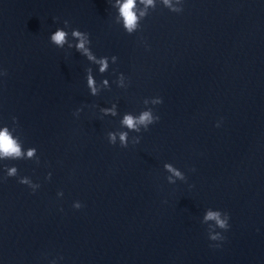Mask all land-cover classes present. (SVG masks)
<instances>
[{
	"label": "water",
	"instance_id": "1",
	"mask_svg": "<svg viewBox=\"0 0 264 264\" xmlns=\"http://www.w3.org/2000/svg\"><path fill=\"white\" fill-rule=\"evenodd\" d=\"M123 3L0 0V264H264V0Z\"/></svg>",
	"mask_w": 264,
	"mask_h": 264
},
{
	"label": "clouds",
	"instance_id": "2",
	"mask_svg": "<svg viewBox=\"0 0 264 264\" xmlns=\"http://www.w3.org/2000/svg\"><path fill=\"white\" fill-rule=\"evenodd\" d=\"M146 3L151 5L153 3V0H146ZM165 3H168V0H165ZM135 7V0H124V3L120 5V14L124 19V26L128 30V32L133 31V29L136 27L137 17L133 11V8ZM65 24H68V21H64ZM67 32L63 29L58 28L52 35H51V41L55 43L57 46L62 47L66 43L67 38ZM72 35L76 37L79 40V43L76 45V47L79 50H83L85 55H88L89 59H92L91 55L88 53V50L85 48L86 43V37L84 34L80 31H73ZM106 65H102L101 71H103V68ZM6 74V73H4ZM89 86H92L93 81L91 77L88 79ZM93 93H95V88H92ZM156 103H162V100L159 99L158 101H155ZM159 120V116L155 118V122ZM153 123V117L150 112L146 111L143 112L138 118H133L131 115H127L124 117L123 124L126 125L129 129H136L137 124H143L147 130V125ZM126 133H122L120 136L122 146L124 145V142L126 140ZM111 140L113 143L115 142V136L111 135ZM34 150H29L28 156L33 155ZM0 153H2L4 156H13V157H19L21 156V150L20 147L17 145L16 141L10 136L7 129L0 131ZM166 167L169 168V171H172L174 175L179 176L180 173L176 171L175 169L171 168V166L166 165ZM9 175H15V169H11L9 171ZM21 183H27L26 180L20 181ZM81 207V204H77L76 208L79 209ZM206 219H215L217 224L221 228H226L227 224L225 220H221L219 213L216 212H208ZM217 237H212V239H216Z\"/></svg>",
	"mask_w": 264,
	"mask_h": 264
}]
</instances>
